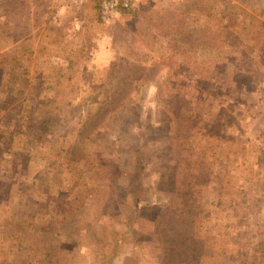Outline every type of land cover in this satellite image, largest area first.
Instances as JSON below:
<instances>
[{
  "label": "rangeland",
  "instance_id": "obj_1",
  "mask_svg": "<svg viewBox=\"0 0 264 264\" xmlns=\"http://www.w3.org/2000/svg\"><path fill=\"white\" fill-rule=\"evenodd\" d=\"M29 1L8 0L0 38V157L16 137L40 157L0 159L19 175L0 207L40 191L45 213L104 223L91 246L76 222L72 248L59 225L56 264H97L129 228L108 264H264V0H140L110 24L68 6L53 20L51 0L31 16ZM44 164L35 190L24 168Z\"/></svg>",
  "mask_w": 264,
  "mask_h": 264
},
{
  "label": "trees",
  "instance_id": "obj_2",
  "mask_svg": "<svg viewBox=\"0 0 264 264\" xmlns=\"http://www.w3.org/2000/svg\"><path fill=\"white\" fill-rule=\"evenodd\" d=\"M51 6L53 7V5H51ZM78 8H79V10H81V13H83V15H85V16H87L88 11L91 10L92 14L96 15V18L98 20V18H99L98 0H89L85 5L78 7ZM132 9L133 8H131V9L121 8L119 12L120 13H121V11L127 12V11H131ZM119 12H118V14H119ZM118 14H117V16H118ZM115 20L116 19H114L112 22H114ZM84 29H85L84 26L81 27V29L79 30V31H81L80 34L83 33ZM71 62L72 61H70V63ZM153 162H154V159L148 158V156H147V169L146 168L144 169L145 172L148 173V169H149L150 165L153 164ZM136 166H139L138 161H136ZM137 174H138L137 178L140 180V182L138 181L137 184L135 183L134 186H135V188H140V189H138V190L135 189V193H134L135 198L134 199H135V203L139 206V209H140L139 214H140L142 212V210L145 209V207L140 204V196H139V193L144 192V187H143L144 176L141 175V173H137ZM157 174L160 178L158 180V185L160 186V180L161 181L163 180V176L161 175V171H158ZM50 180L51 179H48L46 177H42V179H40V182L44 183L47 186L48 183H51ZM150 184H152V182H150ZM153 184H154V182H153ZM67 191H71V189L69 188V190L67 189ZM156 191L160 192L161 188H157ZM36 194H35V192H32V193H29L27 195V200L25 202H23L26 204H23L24 206H23V208H21L19 210V213L24 212L25 208H29L30 210H28V211H30L29 212L30 216L40 217V218H45V219L43 221H40V222H31V223H28L27 221H25L23 239H24L26 246L24 248H28V247H32V246H37V248H39V246H40V248H43V249L49 248L52 251H51V254L47 255L45 260H47V258L55 257L52 255V254H54L53 250H55V252H56L57 251L56 248L61 244V240H63L61 230H60L61 227L65 228V226H66V228H68V234L66 235L65 238L67 239V244L69 245V248H72V246L74 244L80 243L79 236L76 235V233L74 232V229L77 227V226H74V224L80 220H84L83 222L86 225L76 229L75 231H80L81 229L84 228L85 231H87V236L91 238V240H90L91 246H94L95 243H100L99 246H103L105 244L104 243L105 241L100 239V236H105V238L108 236V233L105 229L104 223H101V225H95V223L91 220V218L88 219V217H90V216H86L87 218L85 216H80L81 214H80L79 210L75 211L74 213H72L70 210H68L66 212V208L61 207V206H59V207H61L63 209V210H61L62 212L57 210L56 212L52 211L50 213H45L44 208L46 206H48V204H45V200L39 199V195H41L42 192L39 191ZM70 212H71V214H70ZM162 214H163V212L161 211L160 215H162ZM101 215L104 216L105 214H101ZM20 216L22 217L23 214H21ZM97 217H99V216H96L94 218H97ZM78 218H80V219H78ZM134 223H135V221H133V224ZM59 225H61V227ZM91 230L94 231V233L90 232ZM131 231L133 233H131ZM110 233H112V229H111ZM134 235H135V229L129 228L127 231L124 232V235L122 233L119 235H116L115 239L113 236V238L111 239V242L108 243L109 249L112 252H110V254H109V252L106 250V251L100 253L99 255H98V253L95 254V257L98 259L97 264L111 263L113 260V255L119 252L120 244L126 238L128 239L130 236H132V238H134ZM32 240H34L35 242H31ZM99 246H97L96 249H99ZM69 251H72V250L69 249ZM79 253L80 252L75 253V255L72 258L74 260V263L72 262L70 264H81L78 261V257L80 256ZM112 253H113V255H111ZM72 259L70 261H72ZM89 264H92V263H89Z\"/></svg>",
  "mask_w": 264,
  "mask_h": 264
},
{
  "label": "crops",
  "instance_id": "obj_3",
  "mask_svg": "<svg viewBox=\"0 0 264 264\" xmlns=\"http://www.w3.org/2000/svg\"><path fill=\"white\" fill-rule=\"evenodd\" d=\"M8 4H9L8 0H0V24H1L0 25V31H1L0 32V38L2 37L3 41L5 40V38H7V33L4 34V26H6L5 25L6 22L9 21L7 19V17H8V9H7ZM50 4L53 5V7H54L55 0H51ZM26 5L28 6L27 7L28 12L31 14V16H33V9L36 8L35 0L34 1L30 0ZM17 10L19 11L18 7H17ZM37 29H39V28H37ZM5 54H7V53H5ZM53 56H55V57H53V60H57L58 58H60V56H57L56 54ZM0 58H1L0 60L2 62V60H3L2 55H0ZM65 58H66V56H65ZM67 59H69V58H67ZM67 62H70V59L67 60ZM19 140L21 142L20 144H25V147H29L30 140L24 141L25 137H16L14 145H13V149L12 150H6V152H4L0 158H1V160L8 158L10 160L17 159V161H20V160H22V158L20 159V156H24L23 160L24 159L32 160V162L30 164L32 166L33 161L39 159L38 157H40V155L36 156V154H32V152H31L32 157L30 154L27 157V153L26 152L20 153L21 151L19 149H18L17 153H15L16 152L15 148H16L17 144L19 143ZM37 143H39V142H37ZM17 169L20 170V168H17ZM24 169H26L28 172L30 171L29 172V175L31 176L30 180L32 181V184H33L32 187L35 190H37L41 187L40 179H42V177H46L49 179V176H47V175L51 176L55 172V169H53V167L51 168L47 164H44L43 166L41 165L40 168H37V169H33V167H26ZM0 174L2 175V181L0 184V195H1V193H2V195H4V194H7L8 191H11L13 189V187H14L13 185L15 183V180L17 179V177L19 175H16L17 173L13 172L12 169L8 168V167L1 170ZM7 177L9 178V185H7V182H6ZM0 178H1V176H0ZM7 186H8V190L6 191ZM18 190H19V188H18ZM23 192H25V189H23ZM14 206L16 209L20 210L21 208H23V200L21 199L17 203V205H14ZM11 208H13V207H11ZM11 208H10V206L9 207L7 206V208H5V209H3L2 206L0 207V264H42L41 261L39 260L40 257H43L45 259L48 254H51V250L49 248H45L44 250H41L39 247V249L36 253L37 249H32L31 247L24 248L26 245H25V242L23 239V233H24L25 221H27L28 223L40 222V221H43L45 218L34 217V216H30V215L25 216V214H24L25 212L19 213V210L12 212V215H11V213H10L12 210ZM5 212H7V213H5ZM21 214H23L22 217L20 216ZM34 247H37V246H34ZM52 255L54 256V254H52ZM23 256L25 257V259H27L28 256L30 257V259L28 260V263H25V261H23L24 260ZM46 261H47V264H49L51 261L53 262L52 264L57 263L56 257L47 258ZM46 261H45V263H46Z\"/></svg>",
  "mask_w": 264,
  "mask_h": 264
},
{
  "label": "built area",
  "instance_id": "obj_4",
  "mask_svg": "<svg viewBox=\"0 0 264 264\" xmlns=\"http://www.w3.org/2000/svg\"><path fill=\"white\" fill-rule=\"evenodd\" d=\"M89 0H55V5L51 11V18L56 20L60 17L61 8L68 7H81ZM140 0H98L99 4V20L104 24L111 23L116 19L118 12L121 8L131 9L138 5Z\"/></svg>",
  "mask_w": 264,
  "mask_h": 264
}]
</instances>
